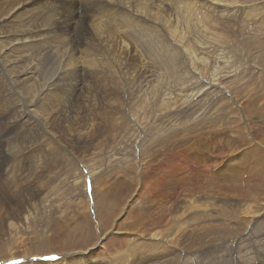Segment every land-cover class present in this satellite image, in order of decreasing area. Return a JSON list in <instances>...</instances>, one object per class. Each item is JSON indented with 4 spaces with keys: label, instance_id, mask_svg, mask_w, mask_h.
<instances>
[{
    "label": "bare ground",
    "instance_id": "obj_1",
    "mask_svg": "<svg viewBox=\"0 0 264 264\" xmlns=\"http://www.w3.org/2000/svg\"><path fill=\"white\" fill-rule=\"evenodd\" d=\"M240 2L242 1L0 0V29H2V34H8L11 30H25L33 24L25 23L26 17H36L49 21L45 24L46 31L48 33V30H52L50 36L54 35L51 42L42 40L36 45L33 44L32 47L30 46L31 48L28 44V47L24 46L22 48V44L16 43L20 41L16 37L0 38V61L5 63V67L11 65L8 63L17 64L21 62L24 63V66H27V68H23V73L19 69L17 71L18 76L10 77L9 81L3 77V71L0 69V85H2L0 91L5 89L8 93L9 101L6 103H9L8 107L11 105L10 118L14 129H21L10 143L0 144V164L2 165L4 164L2 162L10 160L9 164L13 168L10 170L9 176L4 175L5 177H3L0 174L1 184L4 185L0 188V244L4 241L15 240L10 245L11 248H9L8 253L13 252L12 247L21 242L22 238L25 239L23 232L29 233L32 215L41 218L44 204L50 200L49 197L44 199L42 204L33 203L31 197L35 194L37 188L41 186L42 179H35V177L32 179L33 173L32 176L25 177L21 175L23 178H17L13 177V172L30 167L34 171L40 170L42 174L51 159L52 152L55 149L54 144H57L60 149L64 147L65 143H69L67 149L70 150L75 142L79 141V138H85L86 141L93 142L108 135L105 129L98 131L90 124L77 120L76 116L73 117L72 99L77 92L84 89V81L87 76L97 78L100 90L120 94L122 110L126 109L124 105H128V97L132 94H141L140 106L138 103L133 102L132 105L135 110L126 109L130 121H132V126L128 128L126 133L125 145L129 147V152L137 151V154L126 153L123 155L126 163L135 160L137 168L146 165L147 161L153 157L157 159L163 154H170L175 150H194L198 148L197 145L202 141L203 144L205 143L208 134H218L219 130L223 128V121L219 114L221 112L218 110V112H214V109H211L212 104L216 106L221 103L222 107L226 110L229 109L227 112L231 115L229 122H227L229 126H233L234 123H238L244 118L249 120L248 117L242 116L241 118L240 109L243 108V101L239 92V95H236V88L229 87L230 83L224 85L227 79L222 82L218 75H213L212 67H209V64L215 59L216 53L225 51L223 48L227 42L221 34L217 33L221 30L222 24L230 23L233 25L232 21L236 14L246 10L239 5ZM80 11L83 13L81 14ZM188 18L194 20L197 26V34H203L201 38L189 41L188 38H184L183 33L178 32L180 23L186 24ZM218 18H221L219 23ZM77 20H79L78 26L74 24ZM35 21L37 20L35 19ZM41 25L43 23L39 22L38 26ZM112 28L121 33L122 36L115 44L106 46L103 50L96 48L90 50L86 62L88 69L92 71L89 74L83 69L80 72V66L76 63L75 49L80 52L82 43L76 42V45H73L72 53L62 51L59 54V52H55L59 51L58 49L51 54L46 52L49 51L50 47L54 46L55 49L68 41H72L74 44L72 37L75 35L95 37L98 44H102L103 38L100 34L107 31L106 29ZM14 42L15 44H11ZM14 45H18V47L12 48ZM85 45L87 46V43ZM136 47L141 49L142 53L140 55ZM160 48L163 49V53L158 54ZM44 53L47 54L48 58L51 57L57 62L46 76H43L44 69L40 68ZM79 60L83 61L84 59L80 56ZM173 60L175 64L179 65V70L185 73V77H189L187 83L191 79H195L196 83L202 82V80L207 82L204 83L206 89L203 94H200L201 92L197 90L196 93L188 97L185 94H177L170 85L152 84V80L169 74L165 71L170 70ZM36 61L37 63H35ZM152 61L160 64V68H155L153 66L155 62ZM194 64H199L201 68L195 69ZM13 70H17V68L10 67L9 76L13 75ZM221 77L224 76L221 75ZM140 80L149 82L147 85H141ZM260 81H264V79ZM1 87H4V89ZM0 96L7 100V96ZM60 108L61 111H58ZM59 113H62V118H58ZM119 116L122 118L121 113ZM72 118L75 119L74 122L70 121ZM236 118L237 121H235ZM161 122L163 123V128H161L166 130V133L161 130L154 131L151 126V123L156 124L154 127L159 129ZM150 130L154 132L149 135ZM186 136L188 138H185ZM198 139L199 143L197 144L195 142ZM28 140L30 142L46 140V142L38 148H33L32 144L29 150L32 147L34 151H26L28 154L22 157L24 150L19 149L17 151L13 147L29 142ZM134 143L137 144L134 145ZM42 151H44V154L41 158L39 157V160L37 159L38 154H41ZM97 151L98 149L95 150V152ZM60 155L64 156V153L60 152ZM6 157L8 158L5 159ZM61 158L63 157L61 156ZM23 164H25L24 168ZM85 168L88 169L86 172L91 177L93 175L104 177L107 175V173L103 175L101 170H96V166H93L94 169L90 166H85ZM23 174L25 175V173ZM57 177L59 176L57 175ZM160 179L158 180L159 188L164 186V178ZM209 179L212 180L210 176ZM175 184L174 181H171L169 188L174 190ZM100 186L101 194L104 196L106 194L105 184L103 183ZM52 189L54 190V184ZM233 191L234 195L232 197L224 194L221 195L223 197H218L216 194L214 197L205 198L207 199L205 202L200 199L181 201L178 198L167 209H164L168 206L164 205L163 202L158 208L152 207V210L146 212L148 217L151 215L153 217L155 214V222L152 226L156 224L157 228H153V230H156H152L146 237H138L139 240L143 239L142 242H136L135 245L132 244L127 249L123 246L121 250L116 248L111 254L105 245V239H103L101 248L108 251L103 252L102 250L103 256L99 257L97 251H90L85 258L82 254H78V256L83 262L89 264H219L216 260L220 255H218L217 249L213 250L214 256L218 255L213 261L198 256H195V259L193 257L186 259V256L182 260L181 258L178 259L180 255L177 251L181 249L177 245L178 240L173 238L171 241L164 237V233L168 231V228L179 224L188 213L195 217L191 218L194 230L200 233L206 231V223L199 221V214H203L200 210L204 208L206 203L209 210L220 207L227 219L232 221L231 225L227 224L224 228L218 227L212 231L216 233L218 229L223 230L221 238L223 247L234 249L235 244L238 245L244 242L249 245H247L249 251H245V255L239 258L235 256L232 260L230 258L226 262L228 264H264V202L260 203L259 198L256 196L247 199L245 196H240L236 190ZM50 193L52 192L50 191ZM171 194L168 193L167 197H170ZM140 204L142 206L143 202H137L135 205ZM150 207L148 206V208ZM135 209L129 208L127 213L132 214ZM158 210L160 211L156 213ZM192 210H194L193 213H191ZM21 212L23 213L22 218L18 222L13 221L12 216L19 215ZM177 219L178 221H176ZM172 221L174 222L171 223ZM45 223L43 227L46 230L49 224L46 220ZM151 223L152 221L149 222L150 226ZM165 224L167 225L166 229L159 230V227L162 225L165 227ZM137 233L144 232L140 228ZM166 243H173V245L167 247ZM149 246H152V248ZM130 253L133 254L131 259L129 258L132 256ZM69 264H80V262L78 258H74Z\"/></svg>",
    "mask_w": 264,
    "mask_h": 264
},
{
    "label": "rangeland",
    "instance_id": "obj_2",
    "mask_svg": "<svg viewBox=\"0 0 264 264\" xmlns=\"http://www.w3.org/2000/svg\"><path fill=\"white\" fill-rule=\"evenodd\" d=\"M241 1L239 5L246 10L236 14L232 21L233 25L230 23L222 24L221 30L217 33L224 37L227 45H224V52L216 53L215 61L213 60L209 67H212L213 75H218L222 82L227 79L224 85L230 83L229 87L236 88V95L240 94L243 101V108L240 109L241 118L244 116L248 117L249 120L244 118L240 122L234 123L233 126H229L227 124L231 117L227 113L229 109L226 110L220 105L221 103L216 106L212 104L211 109H214V112L217 110L221 112L219 114L224 122H222L223 128L219 130L218 134H208V139H205V143L203 144L202 141L197 145L198 148L194 150H175L170 154H163L157 159L153 157L147 161L146 165L137 168L135 160L126 163L123 155L126 153L137 154V151L129 152V147L125 145L126 133L128 128L132 126V121H130V116L126 109L134 111L135 107H133L132 103L136 102L139 105L141 94H132L128 97V105H124L126 109L122 110L120 94L100 90L97 78L87 76L84 81V89L77 92L72 99L73 117L75 118L76 116L77 120L90 124L98 131L105 129L108 135L93 142L78 137L79 141H76L70 150L67 149L69 143H65L64 147L60 149L57 144H54L55 149L42 174L40 170L34 171L30 167L24 168L25 164H23L24 169H18L13 172L15 175L12 174L13 177L17 178L33 175L32 179L34 177L35 179H42L41 186L37 188V191L31 197L33 203L42 204L44 199L49 197L50 200L44 204L41 218H37L34 214L32 215L29 233L26 231L22 233L25 239L22 238V243H16L12 247V253H8V250L15 241L14 239L0 244V264H69L74 258H78L80 264H89L83 262L78 254H82L83 258H85L90 251H97L100 257L103 254L102 250L103 252L109 251L112 254L116 248L121 250L123 246L127 249L132 244L135 245L136 242H142L143 239L141 241L138 237H146L153 228H157L156 224L152 226L155 222V214L153 217L151 215L150 218L146 212L152 210V207L158 208L163 202L164 205L168 206L164 207V209H167L178 198L181 201L185 199L188 201L200 199L205 202L207 200L205 198L214 197L216 194L218 197L222 194L232 197L234 195L233 190H236L240 196H245L247 199L256 196L259 198L260 203L264 202V81L259 82V80L264 79V76H262L264 75V0ZM80 13L82 14L83 12L80 11ZM220 19L218 18V23ZM27 22L33 23L31 24L32 26L27 27L28 30H11L8 34H2V29H0V38L16 37L20 39L16 43L22 44V48L27 46V44L32 47L33 44L36 45L42 40L46 42L53 40L54 35L50 36L52 30H48V33L46 31L45 24L49 23V21L36 17H26L25 23ZM39 22L43 23L40 27L38 26ZM74 24L78 26L79 20L75 21ZM196 29L197 26L194 20L188 18L186 24L180 23L178 32L183 33L186 36L184 38L192 41V39H198L203 36V34H197ZM106 30L100 34L103 38L102 44H98L95 37L75 35L72 37L74 44L72 41H68L55 49L52 46L49 51H45L51 54L58 49L59 51L55 52H59V54L62 51L72 53L76 42L82 43L80 52L75 49L76 63L80 66V72L83 69L89 74L92 71L88 69L86 62L88 61L90 50L92 48L103 50L106 46L115 44L122 36L114 28ZM85 43H87V46ZM11 44H15V42ZM15 47H18V45H14L12 48ZM136 50L137 52L139 51V55L142 53L141 49L137 47ZM161 53H163L162 48L159 49L158 54ZM44 54L43 60L40 62V68L44 69L43 76H46L57 62L51 57L48 58L46 53ZM80 56L83 57V61L79 60ZM152 62H155L153 65L155 68H160V64H157L156 61ZM8 64L11 65L5 67V63L0 61L3 77L8 81L10 77L18 76L17 71L19 69L23 73V68H27L23 62ZM30 65L32 64L30 63ZM178 66L173 60L170 70L165 71L169 74L152 80V84L160 86L170 85L177 94H185L188 97L196 93L197 90L201 92L200 94H203L206 89L204 85L207 82L202 80V82L196 83L195 79H191L187 83L189 77H185V73L181 72ZM10 67L17 68V70H13L12 76H9ZM193 67L195 69L201 68L199 64H194ZM221 75L224 77H221ZM250 79L251 81H249ZM148 82L140 80L141 85H147ZM1 88L4 89V87ZM7 94L5 89L0 91V95L3 97H6ZM8 101L9 96H7V100L0 96V128L2 130L0 132V144L10 143L21 131V129L15 130L12 125V119L10 118L11 105L8 107L9 103H6ZM58 111H61V108ZM120 113L122 118L119 116ZM61 116L62 113H59L58 118H62ZM70 121L74 122L75 119L72 118ZM235 121H237V118ZM155 125L151 123L154 131L167 132L162 129L163 123L159 129H156ZM25 130L27 129L25 128ZM154 131L150 130L149 135ZM185 138H188V136ZM36 141L24 142L25 144L21 143L13 148L17 151L19 149L24 150L22 157H25V154H28L26 151L31 152L34 147L38 148L43 145L42 143L46 142V140H42V142ZM26 143H28V146ZM195 143L198 144L199 139ZM32 144L33 148L31 147V150H29ZM136 144L134 143V145ZM96 149H98L97 152H95ZM60 152L64 153V156L60 155ZM43 154L44 151L41 154L39 153L37 159L41 158ZM195 157L198 158L196 159ZM9 161L7 160L2 162L4 164H0V174L3 177L9 176L10 170L13 169ZM85 166H90L92 169H94L93 166H96V170H101L103 175L104 173H107V175L105 177L102 175L88 176L86 172L88 169ZM209 176L212 180L209 179ZM160 178H164V186L159 188L158 180ZM1 181L0 188L4 186ZM171 181L176 183L173 187L174 190L169 188ZM103 183L106 189L104 196L101 194L100 186ZM53 184L54 190L52 189ZM168 193H172L170 197H167ZM140 201L143 202V205L136 206L135 204ZM148 206L151 207L148 208ZM129 208H133L135 211L132 214H128ZM200 212L203 214H199V221L206 223V231L201 233L195 231L191 221V218L195 217L188 213L179 224L169 227L168 231L164 233L165 239L168 238L172 241L173 238H176L178 240L177 245L181 248L177 251L180 255L178 259L181 258L182 260L185 256L186 259L190 257L195 259V256H198L199 258L206 257L213 261L220 254L216 259L218 263L228 264L226 261L230 258L231 260L235 256L239 258L245 255V251H249L248 244L245 242L238 245L235 244L234 249L223 247L221 243L223 230L218 229L216 233L212 232L218 227L224 228L225 225L232 224V221L227 219L220 207H214L209 210L205 203L204 208ZM22 216V212L19 215L12 216L14 218L13 221L18 222ZM45 220L49 224L46 230L43 227L46 224ZM148 221H152L151 226ZM166 227L167 225L165 227L162 225L159 230L163 231ZM140 228L144 233H137ZM103 239H105L104 242H106L105 245L108 251L101 248ZM144 243L146 244V242ZM165 245L172 247L173 243H166ZM149 247L152 248V246ZM214 249L218 250V255L214 256ZM130 254L132 256L129 258L131 259L133 254Z\"/></svg>",
    "mask_w": 264,
    "mask_h": 264
}]
</instances>
